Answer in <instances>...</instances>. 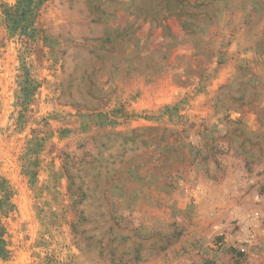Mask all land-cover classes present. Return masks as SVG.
<instances>
[{
    "label": "rangeland",
    "instance_id": "1",
    "mask_svg": "<svg viewBox=\"0 0 264 264\" xmlns=\"http://www.w3.org/2000/svg\"><path fill=\"white\" fill-rule=\"evenodd\" d=\"M0 264H264V0H0Z\"/></svg>",
    "mask_w": 264,
    "mask_h": 264
}]
</instances>
